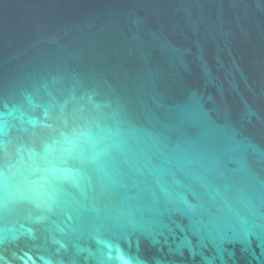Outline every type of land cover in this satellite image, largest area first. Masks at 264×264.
Instances as JSON below:
<instances>
[{
    "label": "water",
    "instance_id": "obj_1",
    "mask_svg": "<svg viewBox=\"0 0 264 264\" xmlns=\"http://www.w3.org/2000/svg\"><path fill=\"white\" fill-rule=\"evenodd\" d=\"M0 264H264V0H0Z\"/></svg>",
    "mask_w": 264,
    "mask_h": 264
}]
</instances>
